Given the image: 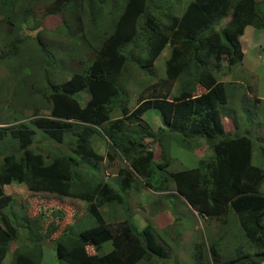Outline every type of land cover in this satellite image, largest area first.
Instances as JSON below:
<instances>
[{
  "label": "trees",
  "instance_id": "trees-1",
  "mask_svg": "<svg viewBox=\"0 0 264 264\" xmlns=\"http://www.w3.org/2000/svg\"><path fill=\"white\" fill-rule=\"evenodd\" d=\"M0 1V14L7 9L10 14L27 11L21 7L14 11V0ZM102 1L88 0L85 5L91 13L84 14L88 17L86 31H99L100 27L102 32L92 59L85 68L64 80L53 81L54 74L48 73L59 70L40 42L38 32L33 40L18 34L4 46V54L13 57L23 43L31 42L30 60L38 62L43 84L39 93L47 102V114L34 111L27 122L0 126V141L6 138L13 141L11 150L0 154V261L16 235L12 214L4 209L11 197L3 193L2 187L9 183H23L31 191L85 202L86 213L94 223L79 229L69 242L62 240L66 228L53 240L56 258L66 260V264H136L139 260L148 264L152 257H164L163 243L149 223L138 228L127 215L106 220L99 209L121 203L120 193L127 192L135 182L134 176L154 192L166 190L167 174L174 194L198 214L221 219L230 210L250 246L251 253L243 252L239 245L234 248V256L223 258L216 241H209L206 246L203 242L195 243L192 254L195 264H206L204 260L207 264L263 263L264 192L259 187L264 181V169L251 163L252 142L247 136H230L225 132L221 108L227 102L226 90L224 82L212 75L210 66L217 69L221 61L232 65L241 60L238 37L247 25L264 28V12L258 9L264 0H189L178 16L173 14L175 0H165L171 9L169 15L160 12L162 7L155 0H123L107 26L101 24L103 19L93 17ZM66 4L60 1L54 8H46L41 17L28 10L33 22L36 21L32 28L36 29L51 14L63 13L59 27L72 32V21H68L63 7ZM25 21L24 17H10L12 30L5 28L4 35L13 36L12 32L15 35ZM166 46L164 77L139 91L135 107L127 110L122 81L126 69L132 65L147 70ZM175 81L180 86L170 94ZM197 88L202 90L197 92ZM83 90L87 98L81 102L78 94ZM150 109L156 110L160 119L161 126L156 129L143 118ZM115 111L117 116L112 115ZM35 131L56 144L63 143L67 153L43 154L36 145L39 141L34 138ZM93 135L103 138L110 159L117 154L127 163L117 170V191L98 177L102 157L92 147ZM178 136L184 148H192L195 140L203 138L211 155L198 159L194 167L165 173L167 145ZM147 140L160 146L161 161L153 160ZM47 154H53L52 158L48 159ZM44 219L45 215L39 214L29 220L37 237L42 235ZM29 243L24 245L26 250L13 252L12 264H38L34 253L38 245L30 239ZM105 243L111 247L108 251L102 249Z\"/></svg>",
  "mask_w": 264,
  "mask_h": 264
},
{
  "label": "rangeland",
  "instance_id": "rangeland-1",
  "mask_svg": "<svg viewBox=\"0 0 264 264\" xmlns=\"http://www.w3.org/2000/svg\"><path fill=\"white\" fill-rule=\"evenodd\" d=\"M60 1L67 2L63 7L68 21H72V32L69 29L64 31V28L59 27L63 13L45 17L40 21L41 25L33 29L36 21L33 22L28 10L34 11L41 17L42 12L47 11L46 8H54ZM69 1L14 0V11L19 7L26 8L27 11L23 14L18 12L10 14L7 9L0 14V126L27 122L34 111L36 114H47V102L39 93L43 84L39 78L38 62L35 59L30 60L31 51L28 46L31 42L26 41L19 49H16L13 57H7L4 54L6 52L4 46H7L9 40L16 38L18 34H25V37L33 40L38 32L40 42L50 52L55 69L59 70L56 73L48 72L51 75L54 74L53 81L68 78L71 73L81 71L91 61L93 51L98 44V37L102 33L101 28L97 27L99 31H86L88 17L84 14L91 15L85 7L88 0H73L75 2L73 5ZM188 1L175 0L176 8L173 14L178 16ZM122 3L123 0H103L100 3L101 7L95 8L93 17L97 20L98 17L103 19L101 24L107 26L117 15L118 6ZM155 3L162 7L160 12L164 15L171 14V9L167 8L165 0H155ZM258 9L264 12V3H260ZM14 15L24 17L26 21L21 27L22 30L15 35L12 32L13 36L7 37L4 35V30L7 27L12 30L9 19L10 17L13 19ZM13 22L16 21L13 20ZM238 41L242 52L241 60L232 65L221 61L217 69H212L213 67L210 66V70L216 79L224 82L226 90L227 102L221 108V123L223 120L225 132L230 136H247L252 142L251 163L264 169V28L247 25L238 37ZM167 55L168 47L166 46L147 70L128 66L122 79L123 89L127 93V110L131 111L135 107L139 91L155 79L164 77V60ZM209 64L212 65L213 61L210 60ZM179 86L180 82L175 81L170 94H174ZM201 90V88L196 89L197 92ZM78 97L81 102L85 101L86 91H81ZM117 112L115 111L112 115L117 116ZM143 118L153 129L161 124L154 109L144 112ZM34 138L39 141L36 145L43 154H46V151L54 153L55 156H58V152L67 153L63 143L56 144L38 131H35ZM180 139L181 137L178 136L177 139L169 140L165 158L168 160V165L164 170L165 173L194 167L198 159L208 158L211 155L203 138L195 140L194 145H191L192 148L182 147L179 144ZM91 141L93 149L102 157V161L99 162L98 177L117 191L115 185L117 170L125 168L126 161L117 154L112 155L110 159L106 153L108 147L100 136L93 135ZM12 144L11 139L6 138L0 141V154L7 150L9 152ZM146 144L153 150V160L161 161L160 146L149 140ZM47 155L48 159H51L53 154ZM76 161L80 163V159L77 158ZM87 170L89 172L90 169ZM165 176L166 190L161 192H154L143 186L134 176L135 182L131 183L127 192L120 193L121 203H111L104 209H99L103 219H118L127 215L133 219L138 228L146 223L153 227V231L163 243L165 256L152 257L148 260V264H195L192 258L193 245L199 242H203L206 246L209 241H216V246L223 258L234 256V248L239 245L243 252L251 253L250 246L237 225L236 217L230 210L226 211L221 219L198 214L189 208L183 198L174 194L172 182L167 174ZM259 189L264 192V181ZM2 190L11 197L10 203L4 209L5 212L12 214L13 220L10 219L16 227V235L9 241L0 264H12L13 252L16 249L26 250L24 245L29 243V239L38 245L35 246L34 251L38 256V264H66V260L56 258L53 240L61 230L66 228L62 240L69 242L79 229L94 223V220L86 213L85 202L50 192L31 191L23 183H9L4 185ZM39 214L45 215L41 237L35 236L29 221ZM24 215L31 218L27 219ZM50 222L51 224L47 225ZM110 248L109 243H105L102 249L108 251ZM86 249L92 252L90 247ZM204 261L208 263L207 260ZM143 262L139 260L136 264Z\"/></svg>",
  "mask_w": 264,
  "mask_h": 264
},
{
  "label": "crops",
  "instance_id": "crops-1",
  "mask_svg": "<svg viewBox=\"0 0 264 264\" xmlns=\"http://www.w3.org/2000/svg\"><path fill=\"white\" fill-rule=\"evenodd\" d=\"M243 30H244V29H243ZM237 81H238V80H237ZM238 82H239V81H238ZM239 83H240V82H239ZM237 85H238V84H237ZM237 85H236V86H237ZM248 94H249V93H248ZM222 123H223V125H224V121H223V120H222ZM224 127H225V126H224Z\"/></svg>",
  "mask_w": 264,
  "mask_h": 264
}]
</instances>
